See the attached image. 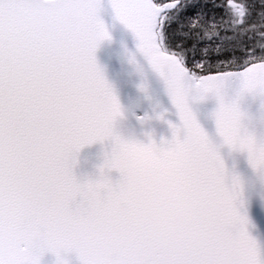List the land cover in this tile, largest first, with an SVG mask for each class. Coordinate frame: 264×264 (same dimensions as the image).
Wrapping results in <instances>:
<instances>
[{
  "label": "snow or ice",
  "instance_id": "snow-or-ice-1",
  "mask_svg": "<svg viewBox=\"0 0 264 264\" xmlns=\"http://www.w3.org/2000/svg\"><path fill=\"white\" fill-rule=\"evenodd\" d=\"M110 3L147 65L129 57L152 106L136 117L140 136L123 130L120 92L97 60L112 40L102 0H0V264H264L223 155L246 154L264 177L250 112L253 101L264 112V26L251 41L221 39L264 21V0ZM208 105L210 128L198 118ZM154 123L171 138L158 143ZM96 144L111 150L81 179L79 155Z\"/></svg>",
  "mask_w": 264,
  "mask_h": 264
},
{
  "label": "water",
  "instance_id": "water-1",
  "mask_svg": "<svg viewBox=\"0 0 264 264\" xmlns=\"http://www.w3.org/2000/svg\"><path fill=\"white\" fill-rule=\"evenodd\" d=\"M101 19L104 21L112 40L105 42L97 52V60L104 69L109 81L119 90L122 102L125 107L126 119L122 121V128L126 134L140 136L145 131L140 126L136 117L138 115L151 114V104L136 90V77L133 73V66L129 63V57L136 55L137 60L145 64L139 55L135 36L116 18L111 8L110 0H102ZM153 87L162 92L160 85L153 78ZM166 106L167 98L163 97ZM212 105L201 107L198 110V118L205 127H211L208 114ZM174 112V109L172 110ZM250 112L257 124V131L264 134V127L260 123L264 120V112L261 110L260 102H251ZM172 122L179 123L178 116L168 117ZM152 127L156 131V139L159 143L161 138H171L170 129L166 124L154 123ZM143 139V138H142ZM145 142H147L145 140ZM110 152V146L92 145L82 150L79 155V165L76 174L81 179L95 178L98 175V168L104 161L105 151ZM225 162L231 172L239 175L244 183V197L248 209V216L251 221L249 225L250 234L264 245V177L256 173L248 164L246 154H230L227 150L223 152ZM119 173H113L112 179L119 180ZM142 197L151 202L153 190L151 185L145 183ZM72 264H78L75 256L70 257ZM43 264H55V257L49 255L44 258Z\"/></svg>",
  "mask_w": 264,
  "mask_h": 264
},
{
  "label": "trees",
  "instance_id": "trees-1",
  "mask_svg": "<svg viewBox=\"0 0 264 264\" xmlns=\"http://www.w3.org/2000/svg\"><path fill=\"white\" fill-rule=\"evenodd\" d=\"M216 11H217V13L219 12L218 9H217ZM254 16H255V17H254ZM252 20L256 22V21H257V15H253V19H252ZM255 22H253V23H255ZM249 24H250V23H249Z\"/></svg>",
  "mask_w": 264,
  "mask_h": 264
},
{
  "label": "rangeland",
  "instance_id": "rangeland-1",
  "mask_svg": "<svg viewBox=\"0 0 264 264\" xmlns=\"http://www.w3.org/2000/svg\"><path fill=\"white\" fill-rule=\"evenodd\" d=\"M241 37H244V36L241 35ZM224 39H226V37H224Z\"/></svg>",
  "mask_w": 264,
  "mask_h": 264
}]
</instances>
